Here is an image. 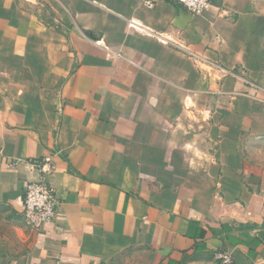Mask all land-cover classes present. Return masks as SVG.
<instances>
[{"label":"crops","instance_id":"crops-1","mask_svg":"<svg viewBox=\"0 0 264 264\" xmlns=\"http://www.w3.org/2000/svg\"><path fill=\"white\" fill-rule=\"evenodd\" d=\"M211 3L0 0V264H264V0Z\"/></svg>","mask_w":264,"mask_h":264},{"label":"built area","instance_id":"built-area-1","mask_svg":"<svg viewBox=\"0 0 264 264\" xmlns=\"http://www.w3.org/2000/svg\"><path fill=\"white\" fill-rule=\"evenodd\" d=\"M28 1V0H27ZM171 4L181 6L188 13L200 16L206 13L212 3L211 0H165ZM153 5L152 2H147ZM161 39L162 37L158 35ZM166 43H170L162 38ZM178 50L184 52L187 56L194 58L198 61H203L201 57L195 55L186 47L170 43ZM205 61V60H204ZM222 70L226 75L244 76L241 70H224L220 66H215ZM248 88L258 91L260 87L255 83L246 80ZM11 166L17 167L21 164L20 160L9 162ZM32 167H35L39 172V179L37 181H29L26 185L23 198V217L25 224L33 231L43 233L47 227L53 225L57 219L58 213V200L56 198L53 188L48 183V178L55 170L53 156L47 155L40 160L30 162ZM218 264H234L233 257L228 252H219L217 254Z\"/></svg>","mask_w":264,"mask_h":264}]
</instances>
